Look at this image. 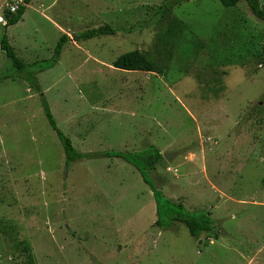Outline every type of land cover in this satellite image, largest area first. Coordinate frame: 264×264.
I'll use <instances>...</instances> for the list:
<instances>
[{
	"label": "rangeland",
	"instance_id": "obj_1",
	"mask_svg": "<svg viewBox=\"0 0 264 264\" xmlns=\"http://www.w3.org/2000/svg\"><path fill=\"white\" fill-rule=\"evenodd\" d=\"M172 3L31 0L0 41L32 65L66 34L57 63L31 69L58 129L81 153L155 146L170 157L156 187L216 232L152 225V193L120 159L65 166L39 93L0 48V264H264L263 25L243 2ZM103 25L116 34L73 40ZM134 50L154 72L112 66Z\"/></svg>",
	"mask_w": 264,
	"mask_h": 264
},
{
	"label": "trees",
	"instance_id": "obj_2",
	"mask_svg": "<svg viewBox=\"0 0 264 264\" xmlns=\"http://www.w3.org/2000/svg\"><path fill=\"white\" fill-rule=\"evenodd\" d=\"M189 1L191 0H173V3L170 4V6L172 7L173 5ZM22 2L23 4L20 5L14 13L5 11L4 15L6 23L4 29L18 23L22 19L26 5H28L31 0H23ZM218 2L224 8L235 7L240 2L245 3L252 16L262 23L264 30V9H262L259 0H218ZM160 10L162 11L161 14H163V12L165 13L167 9L166 7H162ZM116 32L117 31L109 25H103L98 28L88 29L78 35H74L73 40L85 41L99 36L115 35ZM67 40H69V37L66 34H62L54 48V54L51 60L43 61L42 63L35 62L32 65L24 63L16 56L5 34L0 41L1 50H3L7 58L11 60L12 65L17 70L19 77L28 83L29 88H32L37 93H39L43 112L51 129L54 131L63 147L65 166H68L72 162L81 160H91L98 158L120 159L134 167L140 174L143 183L149 187L155 202L156 220L154 224L157 228L160 230H167L173 227L175 223H182L187 228L189 234L195 238L202 234L216 232L214 222L210 217V213H205L202 211H189L183 203L175 202L171 198L166 197L164 193L156 187L153 178L150 176V173L163 161V156L155 146L148 145L138 152H121L110 150L99 153H81L73 147L71 140L58 129L48 103L43 96L40 86L38 85L36 73L50 69L57 63L61 50ZM112 66L123 71H140L149 73L154 72L155 70L154 63L148 59L145 54L138 50L129 51L120 55L113 62ZM32 67L36 68V73L31 70ZM217 237L218 235L215 236V238ZM25 264H35L34 258L30 252L27 254V260Z\"/></svg>",
	"mask_w": 264,
	"mask_h": 264
},
{
	"label": "built area",
	"instance_id": "obj_3",
	"mask_svg": "<svg viewBox=\"0 0 264 264\" xmlns=\"http://www.w3.org/2000/svg\"><path fill=\"white\" fill-rule=\"evenodd\" d=\"M23 2L22 0H15L14 2H12L11 4H9L7 6V10L6 11H9L10 13H14L17 8L22 5ZM5 11L3 12H0V23L2 24H5L6 23V19H5V15H4Z\"/></svg>",
	"mask_w": 264,
	"mask_h": 264
},
{
	"label": "crops",
	"instance_id": "obj_4",
	"mask_svg": "<svg viewBox=\"0 0 264 264\" xmlns=\"http://www.w3.org/2000/svg\"><path fill=\"white\" fill-rule=\"evenodd\" d=\"M29 5V4H28ZM28 5H26V6H28ZM211 215V214H210ZM155 220H156V218H155ZM155 220H153L154 222H155ZM154 222H153V224L152 225H154L155 226V224H154ZM156 227V226H155ZM208 234H211V233H208ZM207 235V234H206ZM201 236V235H200ZM200 236H198V237H196V238H199ZM198 241L201 243L202 241H201V239H198ZM209 243L211 244L212 243V241H209Z\"/></svg>",
	"mask_w": 264,
	"mask_h": 264
},
{
	"label": "water",
	"instance_id": "obj_5",
	"mask_svg": "<svg viewBox=\"0 0 264 264\" xmlns=\"http://www.w3.org/2000/svg\"><path fill=\"white\" fill-rule=\"evenodd\" d=\"M163 157L165 158V160H169V156L168 155H163Z\"/></svg>",
	"mask_w": 264,
	"mask_h": 264
}]
</instances>
